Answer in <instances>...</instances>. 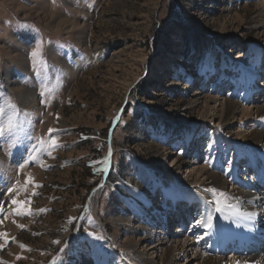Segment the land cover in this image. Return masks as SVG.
<instances>
[{"label":"rangeland","instance_id":"rangeland-1","mask_svg":"<svg viewBox=\"0 0 264 264\" xmlns=\"http://www.w3.org/2000/svg\"><path fill=\"white\" fill-rule=\"evenodd\" d=\"M262 25L264 0H0V106L17 125L0 137V264H129L136 235L123 226L145 208L169 212L168 186L192 187L196 224L198 197L222 209L217 188L165 175L167 155L187 161L199 136L212 168L246 185L254 177L246 152L260 153L228 118L201 115L192 93L224 79L228 101L247 105V78L264 66ZM145 80L155 83L145 90ZM235 125L264 132V111Z\"/></svg>","mask_w":264,"mask_h":264},{"label":"bare ground","instance_id":"bare-ground-1","mask_svg":"<svg viewBox=\"0 0 264 264\" xmlns=\"http://www.w3.org/2000/svg\"><path fill=\"white\" fill-rule=\"evenodd\" d=\"M261 36L264 39V26L261 28ZM236 54H241V51L238 50ZM258 62L260 65L264 64L260 59ZM207 69L206 74L210 76L213 69L211 60ZM207 84L195 86L192 93L195 108L201 115L211 118V121L225 123L227 118L231 120L233 124L229 126L236 139L241 144L247 142L244 143L245 146L250 143L260 153V158H254L251 151L246 152L251 164L244 167L245 174L253 167L254 177H247L246 185L243 178L230 180L221 168H212L202 158L204 153L201 151L204 148L200 139H195V155L187 161L181 156H175L174 149L171 148L167 155L171 166L167 168L165 175L171 174L173 178L190 183L194 188H201V193L203 188L209 186L224 192L222 211L216 214L208 212L204 204L207 197H198L197 204L201 208L198 207L197 210H200L202 220L209 214L215 219L211 229L197 226L196 211L194 212V203L197 201L192 200V187L177 189L168 186L169 201L179 209L167 212L162 206H154V211H147L148 208H145L141 210L144 217L139 220L138 225L123 226L136 235L130 240V246L123 250L125 256L130 254L133 257L129 264H264V215H259L260 203L264 201V132H252L248 129L250 132L247 133L243 127L235 125L264 111V66L252 70L251 77L247 78V105L228 101L224 79L214 91L208 89ZM257 101L260 102L256 103ZM182 196L187 200L185 208L179 206ZM196 233L202 235L197 239ZM201 243L203 244L200 245ZM127 248L132 250L129 254L125 253ZM81 264L89 263L83 260Z\"/></svg>","mask_w":264,"mask_h":264},{"label":"snow or ice","instance_id":"snow-or-ice-1","mask_svg":"<svg viewBox=\"0 0 264 264\" xmlns=\"http://www.w3.org/2000/svg\"><path fill=\"white\" fill-rule=\"evenodd\" d=\"M40 48V45L38 44L37 45V49ZM31 57L34 59L35 61V58L37 56H42V53L39 52L38 50H33L31 53H30ZM41 65L43 66H47L46 64V61H44L43 59H41L40 61ZM34 67H35V63H34ZM43 95V93H42ZM8 107L12 108L14 111L16 109V106L13 105V104H9ZM5 116V108L3 106H0V137H10V136H14L15 135V128L17 127V125L15 124V121H14V117L13 116H8L7 120H4L3 117ZM21 130L22 129V126H21ZM57 130L56 129H48V135L50 137V144H51V147H57V141H56V138L55 136L53 135V133H55ZM14 146V144H13ZM50 154V153H49ZM32 160H35L36 157L35 155H33L31 157ZM28 163V161H25L24 163H21L19 165L20 169H24V167L26 166V164ZM103 163L105 165H107L109 163V160L106 158L105 161H103ZM31 180V177L28 178V180L25 181V183L27 184L29 181ZM38 186V185H37ZM9 192H13V191H18L17 189L13 188V187H10L8 189ZM206 191H209L210 193H212L213 195H216L217 194V190L216 189H208ZM220 196H223L224 193L220 192L218 193ZM12 203L13 204H17V207H18V210H17V215H24V214H30V209L26 210L24 208V204L25 202L24 201H20V202H17L15 199L12 200ZM214 203L217 205L216 207V212L219 213L221 212V208L219 207V203L220 201L219 200H216L214 201ZM2 207H0V211H2ZM214 219L215 217L212 216L211 214H209L205 220H198L197 221V226H200V227H204V228H207V229H211L213 226H214ZM0 223H2V221H0ZM21 228H23V225H20ZM7 233H0V238H6L7 237ZM55 243H59V241H55ZM0 247H3V245H0ZM21 248H24L25 246L24 245H20ZM237 264H239V262H237Z\"/></svg>","mask_w":264,"mask_h":264},{"label":"trees","instance_id":"trees-1","mask_svg":"<svg viewBox=\"0 0 264 264\" xmlns=\"http://www.w3.org/2000/svg\"><path fill=\"white\" fill-rule=\"evenodd\" d=\"M152 83L154 84L155 82L154 81L150 82V81H147V80H145L144 82H141V84L144 85L143 87H144L145 90L147 89L148 86L150 87V85H152ZM145 93L147 94L148 92H145Z\"/></svg>","mask_w":264,"mask_h":264}]
</instances>
